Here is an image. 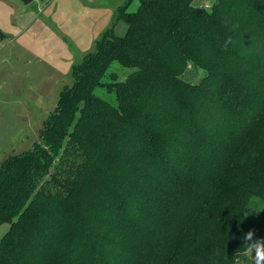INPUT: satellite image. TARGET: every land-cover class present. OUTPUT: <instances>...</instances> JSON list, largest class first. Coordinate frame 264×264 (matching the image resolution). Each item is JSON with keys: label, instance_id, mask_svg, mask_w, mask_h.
<instances>
[{"label": "trees", "instance_id": "trees-1", "mask_svg": "<svg viewBox=\"0 0 264 264\" xmlns=\"http://www.w3.org/2000/svg\"><path fill=\"white\" fill-rule=\"evenodd\" d=\"M133 1L1 163L0 264H250L264 238V0Z\"/></svg>", "mask_w": 264, "mask_h": 264}, {"label": "rangeland", "instance_id": "rangeland-1", "mask_svg": "<svg viewBox=\"0 0 264 264\" xmlns=\"http://www.w3.org/2000/svg\"><path fill=\"white\" fill-rule=\"evenodd\" d=\"M126 0H0V165L12 154L31 149L40 141L45 121L56 109L62 90L73 84V66L96 49L107 29L118 35L127 29L116 20ZM213 0H194L210 7ZM134 0L128 7H139ZM135 68L115 61L109 72L125 78ZM199 82L203 71L185 74ZM98 94L116 102L115 93ZM10 224H0V240Z\"/></svg>", "mask_w": 264, "mask_h": 264}, {"label": "clouds", "instance_id": "clouds-1", "mask_svg": "<svg viewBox=\"0 0 264 264\" xmlns=\"http://www.w3.org/2000/svg\"><path fill=\"white\" fill-rule=\"evenodd\" d=\"M240 257L250 264H264V238L255 237L250 231L243 238V246Z\"/></svg>", "mask_w": 264, "mask_h": 264}, {"label": "water", "instance_id": "water-1", "mask_svg": "<svg viewBox=\"0 0 264 264\" xmlns=\"http://www.w3.org/2000/svg\"><path fill=\"white\" fill-rule=\"evenodd\" d=\"M25 3H30L32 0H23Z\"/></svg>", "mask_w": 264, "mask_h": 264}]
</instances>
